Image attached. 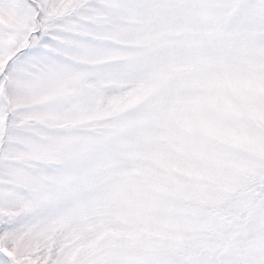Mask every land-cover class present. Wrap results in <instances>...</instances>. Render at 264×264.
I'll return each instance as SVG.
<instances>
[{"label":"snow or ice","instance_id":"1","mask_svg":"<svg viewBox=\"0 0 264 264\" xmlns=\"http://www.w3.org/2000/svg\"><path fill=\"white\" fill-rule=\"evenodd\" d=\"M0 264H264V0H0Z\"/></svg>","mask_w":264,"mask_h":264}]
</instances>
